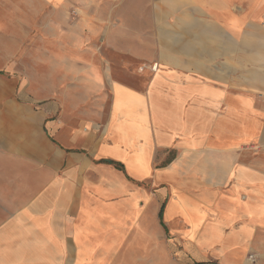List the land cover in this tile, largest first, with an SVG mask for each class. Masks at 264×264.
<instances>
[{
  "label": "crops",
  "instance_id": "1",
  "mask_svg": "<svg viewBox=\"0 0 264 264\" xmlns=\"http://www.w3.org/2000/svg\"><path fill=\"white\" fill-rule=\"evenodd\" d=\"M72 3L74 83L58 98L49 89L52 138L0 141V264H161L149 258L150 233L175 218L199 229L213 206L187 201L191 183L228 176L234 194L245 193L248 226L235 254L222 246L216 262L197 249L192 264H264V0L25 6L48 15L52 36V13ZM12 31L20 44V23ZM252 141L258 154L237 155ZM147 182L170 189L149 194Z\"/></svg>",
  "mask_w": 264,
  "mask_h": 264
},
{
  "label": "rangeland",
  "instance_id": "2",
  "mask_svg": "<svg viewBox=\"0 0 264 264\" xmlns=\"http://www.w3.org/2000/svg\"><path fill=\"white\" fill-rule=\"evenodd\" d=\"M25 3L27 0L0 2V141L52 138L49 124L44 122L55 118L50 107L52 100L49 89L51 86L56 88L58 98L74 83L70 76L71 62L68 61L70 55L77 52L70 44L71 35L76 31L78 15L73 3L66 9L67 12L52 13V36L43 30L48 15H30ZM19 23L22 42L17 44L14 43L12 30ZM29 26L32 31H28ZM91 62L95 68H99L100 61ZM107 94L103 91L95 95L96 99L101 100L100 105L107 102ZM36 116L40 117L37 122L33 120ZM42 146L49 151L47 146ZM258 152L260 145L257 141L239 147L236 151L241 156ZM15 167H20V163ZM232 185L231 176L217 186L203 180L191 183L195 193L187 201H193L201 212L205 211V202L213 206V209L209 214L206 211L200 213V221L203 223L197 230L179 218H173L166 225V232L159 228L153 230L147 242L149 258L157 253L162 259L161 264H192L191 255L201 249L203 258L206 256L217 262L222 246L230 248L225 250L228 251L225 254H235L237 231L248 226L249 218L238 205L239 201L244 202L245 193L235 195ZM142 188L154 195H161L162 190L170 189L168 184L149 182L144 183ZM147 209L151 211L152 207ZM203 241L210 244L206 250L200 243ZM247 258L251 260L252 255L249 253Z\"/></svg>",
  "mask_w": 264,
  "mask_h": 264
},
{
  "label": "built area",
  "instance_id": "3",
  "mask_svg": "<svg viewBox=\"0 0 264 264\" xmlns=\"http://www.w3.org/2000/svg\"><path fill=\"white\" fill-rule=\"evenodd\" d=\"M156 68H157V65H153V66H151L150 70H151V71H155Z\"/></svg>",
  "mask_w": 264,
  "mask_h": 264
},
{
  "label": "trees",
  "instance_id": "4",
  "mask_svg": "<svg viewBox=\"0 0 264 264\" xmlns=\"http://www.w3.org/2000/svg\"><path fill=\"white\" fill-rule=\"evenodd\" d=\"M109 163V162H108ZM163 209H161L160 213H159V218H161V212H162Z\"/></svg>",
  "mask_w": 264,
  "mask_h": 264
}]
</instances>
